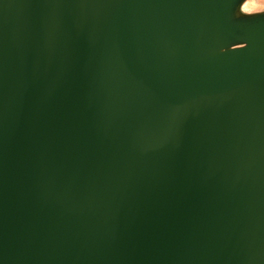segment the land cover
<instances>
[{"label": "water", "instance_id": "1", "mask_svg": "<svg viewBox=\"0 0 264 264\" xmlns=\"http://www.w3.org/2000/svg\"><path fill=\"white\" fill-rule=\"evenodd\" d=\"M242 1L0 0V264H264Z\"/></svg>", "mask_w": 264, "mask_h": 264}, {"label": "rangeland", "instance_id": "2", "mask_svg": "<svg viewBox=\"0 0 264 264\" xmlns=\"http://www.w3.org/2000/svg\"><path fill=\"white\" fill-rule=\"evenodd\" d=\"M239 7L238 12L241 16L264 13V0H243Z\"/></svg>", "mask_w": 264, "mask_h": 264}]
</instances>
